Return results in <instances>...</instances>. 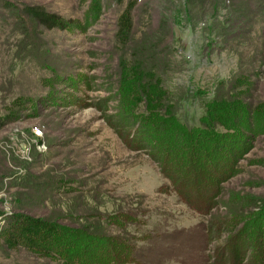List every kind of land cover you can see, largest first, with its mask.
I'll use <instances>...</instances> for the list:
<instances>
[{"label": "rangeland", "instance_id": "374dc122", "mask_svg": "<svg viewBox=\"0 0 264 264\" xmlns=\"http://www.w3.org/2000/svg\"><path fill=\"white\" fill-rule=\"evenodd\" d=\"M214 98L245 147L205 216L108 116L163 102L199 128ZM253 223L264 243V0H0V264H66L70 235L104 264H214Z\"/></svg>", "mask_w": 264, "mask_h": 264}, {"label": "trees", "instance_id": "16d2710c", "mask_svg": "<svg viewBox=\"0 0 264 264\" xmlns=\"http://www.w3.org/2000/svg\"><path fill=\"white\" fill-rule=\"evenodd\" d=\"M230 11L232 13L234 9ZM236 14V12L232 13L238 16ZM143 85L149 92L152 90V102H158L163 96L168 95L163 87H156L157 84L155 87L154 83ZM172 98L175 99L176 96L173 95ZM162 103L148 105L146 117L138 115L135 117H141L138 119L144 121L143 126L136 122V119L131 118L133 115L131 112H128L124 119H117V122L113 121L116 116H108L109 124L115 129L127 131V134H132V130L126 129L139 128L138 132L141 134L135 139L140 147L138 150L152 149L153 152L149 154L154 157L160 173L170 181L179 199L191 209L208 216L217 208V199L223 193L222 185L236 175L239 155L245 145L239 141L240 138L235 137L232 141L227 135L217 132L216 126L220 121L221 126L233 129L227 126L226 120L224 121L231 111L227 110V104L223 99L214 98L206 102L205 109L209 115L202 118V125L199 128H187L183 121L177 118L174 123L171 122L176 114H168ZM244 109L246 107L239 109V112L242 113ZM218 116L223 120H217ZM237 125L244 129L241 122ZM246 129L249 128L246 126ZM210 224L208 227L204 226L205 231L213 227L214 223L210 222ZM254 227L255 223L250 224L242 232L245 233L244 240L241 241L240 236L236 238L237 248H232V253L225 254L223 260L214 261V264H264V243L256 239ZM80 237L67 236L66 243L60 244V251L64 250L61 255L66 264H104L108 260L119 259L111 251L113 246L110 247V243L104 238L93 237L87 240L88 237L84 236L86 244L82 246ZM54 238L60 241L59 237L54 236ZM206 241L207 245L202 254L209 250L214 239L206 237ZM121 245L125 249L128 248L125 241ZM206 263L207 259L204 256V260L202 259L198 264Z\"/></svg>", "mask_w": 264, "mask_h": 264}]
</instances>
